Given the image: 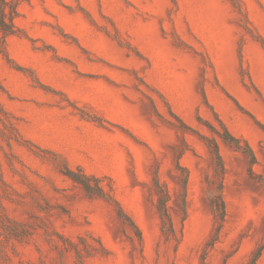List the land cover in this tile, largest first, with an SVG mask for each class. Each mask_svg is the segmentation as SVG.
<instances>
[{
  "label": "rangeland",
  "instance_id": "rangeland-1",
  "mask_svg": "<svg viewBox=\"0 0 264 264\" xmlns=\"http://www.w3.org/2000/svg\"><path fill=\"white\" fill-rule=\"evenodd\" d=\"M15 24L0 55V117L22 138L0 121V264H264V0H31ZM216 115L257 157L252 166L217 138L219 234L202 138ZM53 152L112 186L142 241ZM156 176L178 240L161 231Z\"/></svg>",
  "mask_w": 264,
  "mask_h": 264
},
{
  "label": "trees",
  "instance_id": "trees-1",
  "mask_svg": "<svg viewBox=\"0 0 264 264\" xmlns=\"http://www.w3.org/2000/svg\"><path fill=\"white\" fill-rule=\"evenodd\" d=\"M31 0H0V55L7 58L8 51L6 46L7 37L10 35L17 34V26L15 24V19L19 16V5L23 2H30ZM3 89V85L0 81V90ZM171 110V109H170ZM0 113L6 115V111L0 106ZM171 114L175 113L171 110ZM177 117V115H175ZM178 118V117H177ZM217 121L220 127L209 126V130L212 132L211 136H203V142L207 147L209 154V168L210 171L206 172L204 177V182L206 185V192L209 205L214 214V220L216 223L217 234L220 233L225 217H226V205L223 198L224 186H225V176H226V166L220 151V146L218 142V137L221 138L226 144L233 147L234 149L246 154L250 159V164L253 166L257 162V157L251 145L244 139L235 136L224 123V121L216 115ZM181 120L182 126L180 129L182 131L190 130V127ZM0 121L3 123L6 129L10 128L15 132V140L20 141L22 135L18 129V126L14 123L6 124L0 117ZM2 137H8L7 133L0 131ZM28 141V140H27ZM31 142V141H29ZM186 146V141H185ZM187 148L183 147L178 150L176 157L178 159L177 166L180 170L181 185L183 189L182 198V212L183 218L186 216L187 209V189L189 182V170L187 167L181 165L180 159L186 152ZM56 158L63 161V168L61 172L70 178L74 183L79 185L90 197H98L109 200H113L118 208L119 217L127 220L132 224L138 233L139 240L142 241V233L135 223V221L125 212L120 203L113 197L112 186H109L107 190L101 183V179L95 175L86 173L83 168L76 167L72 168L68 165L66 160L62 158L58 153L53 152ZM251 173L254 174L253 169H250ZM264 183V179H263ZM155 194H156V208L161 220V231L166 239L175 238L178 240L175 225L169 211V201L171 199L169 191H167L160 181L159 177H155Z\"/></svg>",
  "mask_w": 264,
  "mask_h": 264
}]
</instances>
